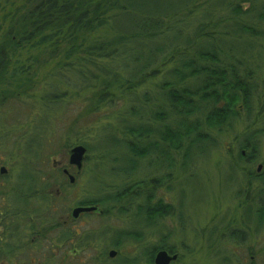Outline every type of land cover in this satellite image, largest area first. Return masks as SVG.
I'll use <instances>...</instances> for the list:
<instances>
[{"label": "trees", "instance_id": "1", "mask_svg": "<svg viewBox=\"0 0 264 264\" xmlns=\"http://www.w3.org/2000/svg\"><path fill=\"white\" fill-rule=\"evenodd\" d=\"M8 5L12 18L0 39V84L7 74L21 79L36 71L34 66H51L52 88L42 95L45 107L84 93L90 94V113L101 104L127 103L103 147L102 156L110 155L104 160L109 179L99 176L101 194L76 205L102 210L81 217L114 216L131 227L116 229L110 238L108 227L79 230L71 216L76 205L71 224H61L57 214L63 193L51 194L52 174L30 169L25 161L11 189L0 184V264H16L17 252L35 245L29 241L32 235L42 244L37 250L43 264H139L138 256L121 255L120 249L141 243L145 232L161 234L159 243L143 251L148 264H155L159 250L176 252L170 243L174 229L165 221L175 216L185 221L184 182L197 178L200 160L224 148L225 136L243 124L234 137L238 145L225 147L226 152L235 164L260 161L264 0H0V11H8ZM19 50L43 51L45 60L18 61ZM10 124L3 140L15 131ZM40 135H31L25 153H40L47 139ZM261 169L246 174L245 188L238 192V197L245 195V215L256 230L264 229ZM116 180L122 183L115 186ZM177 189L182 197L176 204L168 202L167 193ZM228 238L244 240V234L233 231ZM55 240L65 247L61 256L49 250ZM99 241L102 252L90 258L87 252ZM111 249L118 251L114 258Z\"/></svg>", "mask_w": 264, "mask_h": 264}, {"label": "rangeland", "instance_id": "2", "mask_svg": "<svg viewBox=\"0 0 264 264\" xmlns=\"http://www.w3.org/2000/svg\"><path fill=\"white\" fill-rule=\"evenodd\" d=\"M10 6L12 5H8V11H0V39L10 25L12 17L7 15L11 11ZM26 52L19 50L17 53L20 57L17 60L31 62L33 56H40L37 58L38 62L45 60V55L41 56L45 54L43 51ZM33 69L36 71L31 74L20 75L21 79L18 77L12 79L7 74L0 84V113L6 116L3 118L5 120L1 118L0 121V170L2 167L7 170L3 173L4 177L0 178V184L11 189L27 165L30 169L42 168L46 175L51 173L52 177L49 180V188L53 192L51 194L55 196L63 193L62 199H65L59 204L57 217L61 224L69 226L70 211L76 205V201L86 196L101 194L98 179L102 176L106 181L104 174L108 168L104 160L105 156H110L109 154L102 156L103 147L108 142L106 135H111L115 131L118 118L127 103L117 100L115 103L101 104L95 112L90 113L88 111L90 94L84 93L73 96L70 94L69 101L62 105L58 104L61 107L57 105L45 107L42 95L45 90L51 91L53 70L51 66L43 65L34 66ZM65 88L66 86H63V90ZM27 92H30V95H27ZM11 96H17L15 98L19 100L12 99ZM12 122L11 129L15 131L4 136L3 140V134L10 129L6 125L10 127ZM242 127L243 124L238 126V130L225 136L224 148L213 151L200 160L197 178L193 181L184 179L188 194L182 198L186 210L185 221L183 224L180 223L176 216L165 221L174 229L170 243L181 255L180 259L172 264H264V229L256 230L255 224L249 222L250 219L245 215V195L238 197L239 190H244L247 183L246 174L258 171L261 165V170L264 169V137L260 142V161L256 164H235L232 155L225 149L238 145L234 137L239 134ZM34 134H41L40 136L47 139L42 140L44 144L39 147L40 153L33 151L25 153L24 149L32 143L30 138ZM79 142H83L87 147V156L83 170L78 175L77 167L69 164L66 145L73 146ZM32 147L36 148L33 144ZM66 167H69L71 173L76 176V182L73 184L67 175L60 174V169ZM121 183L116 180L113 184L119 186ZM180 191L181 189H177L175 192L167 193L168 202L176 204L182 197ZM161 194L164 195L165 192L162 191ZM77 221L74 224L75 228L82 231L93 228L99 231L108 227L111 231L109 238L114 236L116 229L131 227V223L126 219L114 216L101 218L94 214L83 216ZM25 230L31 235L30 230ZM233 231L243 233L244 240L228 238L229 232ZM108 237L105 242H108ZM160 237L161 234L158 232H145L141 243L124 244L120 249L121 255L129 258L138 256L139 264H148L143 251L159 243ZM37 238L36 235L30 237L29 241H33L35 245L25 248L27 253H23L25 249L17 252L18 258L14 261L16 264H43L40 251L37 250L40 247L42 249V244L35 242ZM102 244V241L96 243L95 248L88 251L87 255L90 258L95 257L96 253L99 255L102 252ZM51 246L49 250L57 256L64 254L63 244L55 240Z\"/></svg>", "mask_w": 264, "mask_h": 264}, {"label": "water", "instance_id": "3", "mask_svg": "<svg viewBox=\"0 0 264 264\" xmlns=\"http://www.w3.org/2000/svg\"><path fill=\"white\" fill-rule=\"evenodd\" d=\"M69 153V164L77 167V174H81L84 162L87 156V147L83 144H77L68 150ZM262 166H259L261 169ZM7 170L5 167L1 168V173H6ZM63 172L69 177L70 182L73 184L76 182V176L70 172L68 167L64 168ZM90 212H102L99 206L97 205H77L71 211V216L74 219H79L80 216L84 213ZM118 251L116 249H111L109 252L110 257L114 258L117 256ZM179 258V253H170L168 250L162 249L159 250L154 258L155 264H171L174 261H177Z\"/></svg>", "mask_w": 264, "mask_h": 264}, {"label": "flooded vegetation", "instance_id": "4", "mask_svg": "<svg viewBox=\"0 0 264 264\" xmlns=\"http://www.w3.org/2000/svg\"><path fill=\"white\" fill-rule=\"evenodd\" d=\"M72 167H75V166L72 165ZM68 169H69V167H68ZM63 170H64V169H63ZM69 170H70V169H69ZM70 172H71V171H70ZM76 206H77V205H76ZM82 215H83V214H82ZM82 215H81V216H82ZM81 216H80V217H81ZM170 253H176V252H170ZM174 262H176V261H174ZM172 263H173V262H172ZM172 263H171V264H172Z\"/></svg>", "mask_w": 264, "mask_h": 264}]
</instances>
